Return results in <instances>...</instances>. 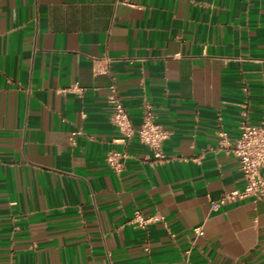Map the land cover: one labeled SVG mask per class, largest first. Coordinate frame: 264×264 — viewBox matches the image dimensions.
Masks as SVG:
<instances>
[{
    "label": "crops",
    "instance_id": "obj_1",
    "mask_svg": "<svg viewBox=\"0 0 264 264\" xmlns=\"http://www.w3.org/2000/svg\"><path fill=\"white\" fill-rule=\"evenodd\" d=\"M263 116L264 0H0V264H185L198 226L190 264H264V197L212 207L245 184L218 131Z\"/></svg>",
    "mask_w": 264,
    "mask_h": 264
},
{
    "label": "built area",
    "instance_id": "obj_2",
    "mask_svg": "<svg viewBox=\"0 0 264 264\" xmlns=\"http://www.w3.org/2000/svg\"><path fill=\"white\" fill-rule=\"evenodd\" d=\"M108 102L111 106L110 121L118 127L124 134L123 141L129 139L134 134V129L127 110L125 109L116 85L109 87ZM155 114L151 105L146 104L143 113V121L137 131L141 142L146 144L153 152L155 157L163 158L162 146L166 139L169 138L170 132L157 123ZM76 132L72 133L70 141L73 143ZM219 144L228 153L232 154L239 162L240 169L243 173L245 184L241 189H235L223 193L218 200L212 203L213 208L249 197H264V177L262 168L264 167V116L257 124L244 122L240 126L239 136L232 138L225 130L218 131ZM128 157L127 152L110 150L106 159L108 164L119 169L122 167L124 160ZM164 217L154 214L148 217L142 215L140 211L134 214L133 222L140 226H146L150 222L162 221ZM195 236L191 241V246L186 250L184 258L185 264H190V255L196 246V240L205 234L204 227L198 226L194 229Z\"/></svg>",
    "mask_w": 264,
    "mask_h": 264
}]
</instances>
